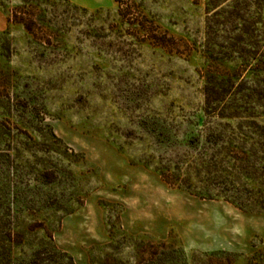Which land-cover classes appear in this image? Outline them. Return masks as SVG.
<instances>
[{
    "label": "rangeland",
    "instance_id": "374dc122",
    "mask_svg": "<svg viewBox=\"0 0 264 264\" xmlns=\"http://www.w3.org/2000/svg\"><path fill=\"white\" fill-rule=\"evenodd\" d=\"M0 264H264V0H0Z\"/></svg>",
    "mask_w": 264,
    "mask_h": 264
},
{
    "label": "trees",
    "instance_id": "16d2710c",
    "mask_svg": "<svg viewBox=\"0 0 264 264\" xmlns=\"http://www.w3.org/2000/svg\"><path fill=\"white\" fill-rule=\"evenodd\" d=\"M13 18H17L19 22H21L23 24V26L30 31L31 27H30V22L26 21L25 18L23 17H16V14H13ZM12 19V18H11Z\"/></svg>",
    "mask_w": 264,
    "mask_h": 264
}]
</instances>
